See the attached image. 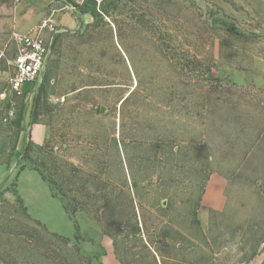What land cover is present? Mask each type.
Returning <instances> with one entry per match:
<instances>
[{"label": "rangeland", "instance_id": "374dc122", "mask_svg": "<svg viewBox=\"0 0 264 264\" xmlns=\"http://www.w3.org/2000/svg\"><path fill=\"white\" fill-rule=\"evenodd\" d=\"M15 2L0 264H264V0H71L78 25L9 93Z\"/></svg>", "mask_w": 264, "mask_h": 264}, {"label": "built area", "instance_id": "2783aa9c", "mask_svg": "<svg viewBox=\"0 0 264 264\" xmlns=\"http://www.w3.org/2000/svg\"><path fill=\"white\" fill-rule=\"evenodd\" d=\"M63 9H70L71 0H57ZM84 1V0H77ZM51 15L40 20L30 33H14L15 52L9 60L12 73L8 91L20 92L26 84L38 83L52 53L53 36L61 31Z\"/></svg>", "mask_w": 264, "mask_h": 264}, {"label": "crops", "instance_id": "0c3cea01", "mask_svg": "<svg viewBox=\"0 0 264 264\" xmlns=\"http://www.w3.org/2000/svg\"><path fill=\"white\" fill-rule=\"evenodd\" d=\"M60 4L61 3H59L57 0H16V2L10 6V12L8 13V15L10 16V20H9L7 32L10 33L11 38L14 33H21V34L30 33L35 29V27L39 24L42 18L47 17L49 15H51L52 19L55 21L57 26L67 27L69 29L75 28L78 25L77 24L78 19L76 18V16L74 15L72 16L71 12L64 10L62 8V4L61 6H59ZM85 17H87V14L80 15L81 20ZM13 45H14V52H15L14 42H13ZM22 146H23V142L19 140L17 143L16 152L17 150L21 149ZM0 167L4 168L8 172V168L5 164L2 165L0 163ZM31 171H34V170H31ZM23 172L24 170L20 172L18 176V184H19V180ZM41 181L45 183L42 179ZM221 190H222V187L216 190V193L214 194L213 204H212L213 208H220L223 204V196H222ZM18 191H19V187H18ZM47 192L49 195V199H53V198L57 199L50 194L48 186H47ZM20 197L24 203L25 197L21 194H20ZM61 208L63 209L62 205H61ZM64 215L67 216V218L70 220V218L68 217V214L65 211H64ZM40 220L45 224L43 219L40 218ZM51 230L54 232H57L56 230H53V229Z\"/></svg>", "mask_w": 264, "mask_h": 264}, {"label": "trees", "instance_id": "16d2710c", "mask_svg": "<svg viewBox=\"0 0 264 264\" xmlns=\"http://www.w3.org/2000/svg\"><path fill=\"white\" fill-rule=\"evenodd\" d=\"M52 45H53V43H52ZM131 94V93H130ZM21 169H23L22 167H21ZM65 208V207H64Z\"/></svg>", "mask_w": 264, "mask_h": 264}, {"label": "water", "instance_id": "95a60500", "mask_svg": "<svg viewBox=\"0 0 264 264\" xmlns=\"http://www.w3.org/2000/svg\"><path fill=\"white\" fill-rule=\"evenodd\" d=\"M101 110H102V107H101Z\"/></svg>", "mask_w": 264, "mask_h": 264}]
</instances>
